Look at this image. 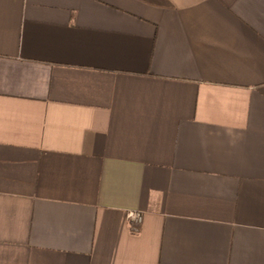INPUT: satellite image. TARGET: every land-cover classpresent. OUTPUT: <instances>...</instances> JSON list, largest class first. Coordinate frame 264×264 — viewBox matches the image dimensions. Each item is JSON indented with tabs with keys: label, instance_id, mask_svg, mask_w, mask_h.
Instances as JSON below:
<instances>
[{
	"label": "crops",
	"instance_id": "obj_1",
	"mask_svg": "<svg viewBox=\"0 0 264 264\" xmlns=\"http://www.w3.org/2000/svg\"><path fill=\"white\" fill-rule=\"evenodd\" d=\"M0 264H264V0H0Z\"/></svg>",
	"mask_w": 264,
	"mask_h": 264
},
{
	"label": "built area",
	"instance_id": "obj_2",
	"mask_svg": "<svg viewBox=\"0 0 264 264\" xmlns=\"http://www.w3.org/2000/svg\"><path fill=\"white\" fill-rule=\"evenodd\" d=\"M129 218L132 223L138 224L142 221V213L139 211H132L129 213Z\"/></svg>",
	"mask_w": 264,
	"mask_h": 264
}]
</instances>
